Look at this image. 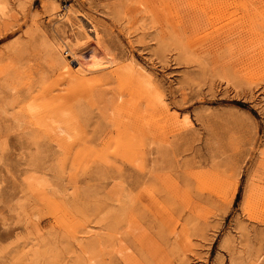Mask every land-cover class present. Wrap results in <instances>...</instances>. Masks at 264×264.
I'll return each mask as SVG.
<instances>
[{"label": "rangeland", "instance_id": "obj_1", "mask_svg": "<svg viewBox=\"0 0 264 264\" xmlns=\"http://www.w3.org/2000/svg\"><path fill=\"white\" fill-rule=\"evenodd\" d=\"M0 264H264V0H0Z\"/></svg>", "mask_w": 264, "mask_h": 264}, {"label": "bare ground", "instance_id": "obj_2", "mask_svg": "<svg viewBox=\"0 0 264 264\" xmlns=\"http://www.w3.org/2000/svg\"><path fill=\"white\" fill-rule=\"evenodd\" d=\"M87 38H88V41H90V44H92L91 39H90L91 37H89L87 35ZM92 41H94V40H92ZM69 46H71V45H69ZM95 46H94V48H95ZM98 49L99 48L96 49L97 50L96 55H88L87 54L88 52L85 53V51H87V49L79 50V51H76L72 54L73 61L78 66L77 68H78L79 74L84 75L86 72H88L89 70H91L92 68H94L100 64V62L102 61L103 58L99 57L101 50L99 51Z\"/></svg>", "mask_w": 264, "mask_h": 264}]
</instances>
